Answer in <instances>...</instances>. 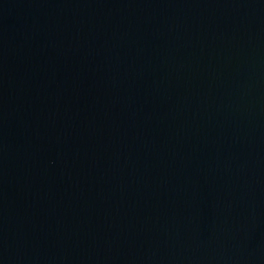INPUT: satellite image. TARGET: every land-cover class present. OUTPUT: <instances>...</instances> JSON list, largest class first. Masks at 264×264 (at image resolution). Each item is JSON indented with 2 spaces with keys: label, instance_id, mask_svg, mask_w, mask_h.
Here are the masks:
<instances>
[{
  "label": "water",
  "instance_id": "1",
  "mask_svg": "<svg viewBox=\"0 0 264 264\" xmlns=\"http://www.w3.org/2000/svg\"><path fill=\"white\" fill-rule=\"evenodd\" d=\"M0 264H264V0H0Z\"/></svg>",
  "mask_w": 264,
  "mask_h": 264
}]
</instances>
